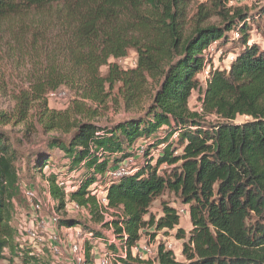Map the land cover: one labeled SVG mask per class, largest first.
<instances>
[{"label": "trees", "instance_id": "1", "mask_svg": "<svg viewBox=\"0 0 264 264\" xmlns=\"http://www.w3.org/2000/svg\"><path fill=\"white\" fill-rule=\"evenodd\" d=\"M192 2L0 0V50L29 52L38 60L29 93L19 97V119L36 103L43 126L61 132L18 154L0 131V264H50L40 240H19V155L26 173L39 174L55 208L65 211L56 227L80 228L84 264H95L92 251L99 244L114 264H264V2L246 9L213 0L191 10ZM227 45L233 51L228 69L211 67L201 87L198 74L208 57ZM130 49L137 53L134 68L110 62ZM80 79L100 89L120 82L139 92L148 81L155 89L137 115L64 124L47 112L45 95ZM195 91L200 112L189 106ZM53 150L64 162L52 157ZM98 188L119 212L109 221ZM165 194L187 206L188 231L179 227L180 214ZM156 200L158 215L150 211ZM68 203L88 219L68 214ZM144 230H152V238L174 230L183 261L164 242L154 259H140L133 248Z\"/></svg>", "mask_w": 264, "mask_h": 264}, {"label": "rangeland", "instance_id": "2", "mask_svg": "<svg viewBox=\"0 0 264 264\" xmlns=\"http://www.w3.org/2000/svg\"><path fill=\"white\" fill-rule=\"evenodd\" d=\"M212 2L213 0H193L189 8L191 10L195 9L198 3H205L206 6H209ZM263 2L264 0H229L227 5L254 9V7ZM209 21L213 23L216 21V18L213 17ZM232 53L233 51L230 46L227 45L208 57L198 74L201 87H204V78L207 75L205 71L210 70L211 67L228 69L230 63L229 57L232 56ZM136 60L137 53L133 49H130L126 56L118 59L111 58L110 62L116 63L123 70H129L136 66ZM36 61L38 60L31 57L29 52L25 54L21 51H8L5 48L0 50V121L9 120V122L0 124V131H4L10 135L13 141L12 146L19 151L18 154L27 153L38 144L44 143L46 138L51 135L61 134L59 130L49 131L43 126L40 108L36 106V103L30 105L32 108L28 110L27 117L23 121L19 119L17 114L19 97L29 93L31 86L30 75L35 67L33 62L35 63ZM106 73L107 66H102L100 74L105 75ZM89 82L87 79H80L77 82L61 85L55 90H49L45 95L47 112L57 113L56 116L63 118L64 124L67 122L73 123L78 120H90L99 124L116 122L123 118L137 115L145 110L155 89V85L149 81L146 88L139 92L134 91L131 87L122 85L120 82L114 84L112 87L105 84L103 89L95 88ZM189 106L192 110L200 112V100L197 91L190 97ZM3 115L4 117H1ZM143 143V139L137 142L139 145ZM51 155L55 160L60 159L61 162H64L62 153L59 150H53ZM128 161L126 160L121 163L117 169L111 168L109 175H113L119 168L127 165ZM16 163L18 167L21 166V170H19L21 188L18 189L14 199L15 211L17 213L15 221L18 223L17 226L22 233L19 240L23 241L26 239L28 231L33 230L38 238L33 243L38 245L37 242L40 240L39 242L44 245V250L49 255L48 260L50 264H77V255L71 251L68 240V236H72L73 233L71 231L65 232L55 225L52 226L54 230L53 234L49 230L50 226L46 223L47 218L53 211L59 216L64 214L65 211H58L55 208L56 201H52L49 194L44 191L47 184L39 174L31 177L30 174L26 173L24 166H22L23 158L21 155L17 157ZM161 167L164 168L165 166ZM47 170L44 169L43 171ZM67 179L65 185H69L70 183ZM27 188L33 190L35 196L32 199H28L24 193ZM96 191L98 197L101 199L104 194L102 188H98ZM162 199L169 200L176 208L182 206L171 194H165ZM36 202L40 205L39 210H34ZM74 206L76 205L68 203L66 212L70 215L88 219L84 210L75 208ZM150 211L155 215L160 213L159 200H156L152 204ZM179 227L188 231L190 228L188 214L180 215ZM104 232L109 234L110 231L104 230ZM152 232V230L150 232H145L144 230V234L138 243L149 247V252L141 255L143 259H154L158 243L164 242L166 247L173 251L176 260L183 261L181 254L182 240L175 238L174 230L166 234L160 231L154 238L150 236ZM72 238L77 239L75 235ZM29 241L31 242V240ZM97 247L100 248L97 251L98 253L103 254V252H107V249L102 244H99ZM94 262L98 264L97 260ZM15 263L21 264L17 259Z\"/></svg>", "mask_w": 264, "mask_h": 264}, {"label": "built area", "instance_id": "3", "mask_svg": "<svg viewBox=\"0 0 264 264\" xmlns=\"http://www.w3.org/2000/svg\"><path fill=\"white\" fill-rule=\"evenodd\" d=\"M235 36H237V33H234ZM230 60L233 58V55L229 57ZM205 74H208V71H205ZM116 173H114L115 175ZM93 190V188H92ZM25 195L28 199H32L35 195L33 193V190L30 188H27L25 190ZM100 202L103 206V210H102V215L105 221H109L111 220L114 216H117L119 214V212L112 208L109 207L107 205V201L106 199L102 196V198L100 199ZM75 208H78V206H74ZM40 209V205L39 203H36L34 205V210H39ZM177 211L180 215L182 214H187L188 208L185 205H182L181 207L177 208ZM57 222V214L56 212H52V214L47 218V224L50 226L49 230L52 231V233L54 234V230L52 226H55ZM47 226V225H46ZM74 229V231H73ZM62 230H64L65 232H72L73 235H75V238H72V236H68V240H69V244H70V249L71 251L77 255V264H84V259H85V248L83 246L84 243V236L81 233L80 228H62ZM27 239L31 240V242L37 240V236L36 233L33 230H29L27 233ZM53 239V237H52ZM82 240V241H80ZM112 241H115V238L112 236ZM124 248V246H123ZM98 250H100V248H98ZM97 249H94L92 251V255L94 256V261L97 260L98 264H114V258L113 255L111 253H98ZM147 252H149V247L146 246H142L141 244H137L134 248H133V253H135V255H137L140 259H143V256L141 255H145Z\"/></svg>", "mask_w": 264, "mask_h": 264}]
</instances>
